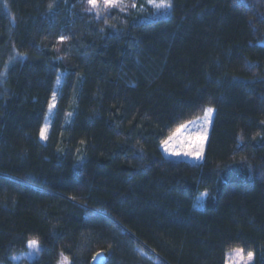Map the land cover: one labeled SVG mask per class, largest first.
I'll return each instance as SVG.
<instances>
[{"label": "trees", "instance_id": "16d2710c", "mask_svg": "<svg viewBox=\"0 0 264 264\" xmlns=\"http://www.w3.org/2000/svg\"><path fill=\"white\" fill-rule=\"evenodd\" d=\"M87 1L0 0V264H264V0ZM208 107L203 161L167 159Z\"/></svg>", "mask_w": 264, "mask_h": 264}, {"label": "rangeland", "instance_id": "374dc122", "mask_svg": "<svg viewBox=\"0 0 264 264\" xmlns=\"http://www.w3.org/2000/svg\"><path fill=\"white\" fill-rule=\"evenodd\" d=\"M170 4V0H168ZM86 12L93 14L96 17H101L109 10L116 9L132 16L136 20H150L161 11H167L168 8L157 9L148 3V0H121L118 6H105L103 0H98V7L93 8L89 2L85 3ZM62 75H59L55 91L52 95L51 102L43 123L42 130L44 136L40 134V139L45 142L50 119L56 108L57 90L61 83ZM208 109H212L209 113ZM215 116V110L212 107L205 109L203 114L183 126H181L174 134H172L161 146L162 154L170 160L187 162L193 165L200 164L204 159L205 148L208 141L209 133ZM205 195H203L204 198ZM30 242H34L38 247H31ZM41 252L40 245L35 241L27 243L25 252L20 253L11 258L12 264H25V261H33L38 258ZM248 255L242 253V258L237 255V250L227 253L225 264H254V256L249 261ZM58 264H70L67 257L62 256Z\"/></svg>", "mask_w": 264, "mask_h": 264}, {"label": "snow or ice", "instance_id": "6c2138e0", "mask_svg": "<svg viewBox=\"0 0 264 264\" xmlns=\"http://www.w3.org/2000/svg\"><path fill=\"white\" fill-rule=\"evenodd\" d=\"M89 4L93 7L96 8L98 7V0H88ZM121 2V0H103V4L105 6H118L119 3ZM148 3L151 4L153 7L160 9V8H168L171 5L169 4L168 0H148ZM212 111V109H208V112L210 113ZM41 136H44V132L43 130H41ZM30 246L31 247H38L37 245H35L34 242H30ZM242 252L243 250H237V255H240L242 258ZM247 259L250 261L252 259V254L248 253V257ZM247 264V262H246Z\"/></svg>", "mask_w": 264, "mask_h": 264}, {"label": "water", "instance_id": "95a60500", "mask_svg": "<svg viewBox=\"0 0 264 264\" xmlns=\"http://www.w3.org/2000/svg\"><path fill=\"white\" fill-rule=\"evenodd\" d=\"M104 260H105L104 253L99 252L94 256V258L92 260V264H103Z\"/></svg>", "mask_w": 264, "mask_h": 264}]
</instances>
